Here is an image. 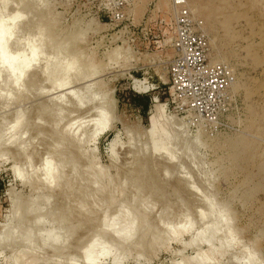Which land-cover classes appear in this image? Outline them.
<instances>
[{
  "label": "rangeland",
  "instance_id": "obj_1",
  "mask_svg": "<svg viewBox=\"0 0 264 264\" xmlns=\"http://www.w3.org/2000/svg\"><path fill=\"white\" fill-rule=\"evenodd\" d=\"M189 3L234 73L216 123L173 98L172 0H0L5 52L27 63L0 53V264H86L127 212L122 264H264V0Z\"/></svg>",
  "mask_w": 264,
  "mask_h": 264
},
{
  "label": "built area",
  "instance_id": "obj_2",
  "mask_svg": "<svg viewBox=\"0 0 264 264\" xmlns=\"http://www.w3.org/2000/svg\"><path fill=\"white\" fill-rule=\"evenodd\" d=\"M172 15L174 56L168 74L173 98L180 111L196 122L216 123L228 108L233 70L224 62L211 60L205 21L195 16L189 0H172Z\"/></svg>",
  "mask_w": 264,
  "mask_h": 264
},
{
  "label": "bare ground",
  "instance_id": "obj_3",
  "mask_svg": "<svg viewBox=\"0 0 264 264\" xmlns=\"http://www.w3.org/2000/svg\"><path fill=\"white\" fill-rule=\"evenodd\" d=\"M9 30H10V28L6 24H2V26L0 28V51H1L0 53H1V58L3 60V63L5 65H7L12 72H14V73H16L17 71L22 72L24 70V68L26 67V65H27V63H25L26 61H20V60L14 58L13 56L7 55L6 52H5L6 36L9 34ZM33 54L36 55V50L35 49H33ZM19 123H20V117L17 118L13 128H16ZM109 126H110V118H109L108 114L107 113H102L100 115V117L97 120H95V129H94L93 134L96 135L97 137H99L100 135H102L104 132H106L108 130ZM44 167H45L44 170H45L47 176L49 177V180H50L51 183L53 181H56V179L58 177H60V176H58L59 169L58 168H54L52 166V161H51L50 158L45 160ZM14 212H15V210H14ZM33 213H35V212L33 211ZM30 215H32V214H30ZM130 215L131 214L129 212H127V214L124 215V216L121 215V216L115 217V219H114L115 222L114 223H111V220L110 221H108L107 219L104 220L103 228L105 229L106 237L102 236V235H101L102 237L100 235H96L88 245H85L86 247L84 249V257H85L86 264H103L108 259H113L118 264H120V263L122 264L124 262V260L126 259V255H125V253L120 252V249L124 245H126L128 243H132L134 241L133 237L136 234V232H135L136 221H135V218H131ZM36 223H38V222H36ZM7 230H9V229H7ZM176 233H178V232H176ZM55 237H56V233H55V236L52 235V234H48V235L44 236L43 238H44V241L47 242V244L50 243V245L53 244L55 246L54 243L57 244V240L59 239L58 237H56V238ZM198 238H199V236H197V238H195L194 241H197ZM10 239H11V237H10ZM29 240L30 241L27 242V243L33 242V240L31 238ZM50 241H52V242H50ZM33 243L34 244H32V245H35L36 242H33ZM58 243H62L63 244V242H58ZM226 244L227 243L223 242L222 245H226ZM29 246H31V245H29ZM41 246H40V248H42ZM44 247H45V245H44ZM46 248H48V247L46 246ZM56 249H58V247H56ZM47 253H48V251H47ZM48 255H50V254H48Z\"/></svg>",
  "mask_w": 264,
  "mask_h": 264
},
{
  "label": "trees",
  "instance_id": "obj_4",
  "mask_svg": "<svg viewBox=\"0 0 264 264\" xmlns=\"http://www.w3.org/2000/svg\"><path fill=\"white\" fill-rule=\"evenodd\" d=\"M139 97H140V96H139ZM147 99H148V102H149V100L151 99V97H150V96H147ZM148 102H147V103H148ZM146 107H147V106H146Z\"/></svg>",
  "mask_w": 264,
  "mask_h": 264
}]
</instances>
